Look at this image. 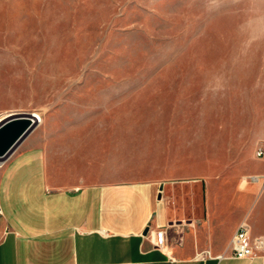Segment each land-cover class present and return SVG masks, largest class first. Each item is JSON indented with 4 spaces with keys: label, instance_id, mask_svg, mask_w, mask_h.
Returning a JSON list of instances; mask_svg holds the SVG:
<instances>
[{
    "label": "rangeland",
    "instance_id": "rangeland-1",
    "mask_svg": "<svg viewBox=\"0 0 264 264\" xmlns=\"http://www.w3.org/2000/svg\"><path fill=\"white\" fill-rule=\"evenodd\" d=\"M235 82L250 94L238 110L228 103ZM261 82L264 0H0V120L39 115L28 135L38 141L74 128L189 124L209 132L216 153L218 130L252 124L259 142L236 172L261 177L252 207L264 199ZM236 111L252 120L223 119Z\"/></svg>",
    "mask_w": 264,
    "mask_h": 264
},
{
    "label": "crops",
    "instance_id": "crops-1",
    "mask_svg": "<svg viewBox=\"0 0 264 264\" xmlns=\"http://www.w3.org/2000/svg\"><path fill=\"white\" fill-rule=\"evenodd\" d=\"M237 85L228 91L236 110L250 96ZM245 114L223 119L252 120ZM252 127L218 130L224 153L189 124L28 136L0 165V264H264V249L253 258L232 252L243 222L264 238V199L251 206L261 177L236 173L254 157ZM160 230L167 243L159 247Z\"/></svg>",
    "mask_w": 264,
    "mask_h": 264
},
{
    "label": "water",
    "instance_id": "water-1",
    "mask_svg": "<svg viewBox=\"0 0 264 264\" xmlns=\"http://www.w3.org/2000/svg\"><path fill=\"white\" fill-rule=\"evenodd\" d=\"M33 115L8 114L0 120V161L8 160L37 127Z\"/></svg>",
    "mask_w": 264,
    "mask_h": 264
},
{
    "label": "built area",
    "instance_id": "built-area-1",
    "mask_svg": "<svg viewBox=\"0 0 264 264\" xmlns=\"http://www.w3.org/2000/svg\"><path fill=\"white\" fill-rule=\"evenodd\" d=\"M34 119L39 120V118L32 114ZM37 125V124H36ZM263 151L258 153V156H262ZM252 179H256L253 177ZM239 229L234 233L232 237V252L235 258H248V257H256L260 255L262 250L264 249V238L262 236L251 237L249 225L246 223H241L239 225ZM166 234L167 232L164 230L156 231L154 235V242L160 246L166 245Z\"/></svg>",
    "mask_w": 264,
    "mask_h": 264
},
{
    "label": "bare ground",
    "instance_id": "bare-ground-1",
    "mask_svg": "<svg viewBox=\"0 0 264 264\" xmlns=\"http://www.w3.org/2000/svg\"><path fill=\"white\" fill-rule=\"evenodd\" d=\"M36 116L39 118V120H37V119H36V121H35V122H36V124H38V123H40V122H41V117H40L39 115H36ZM2 163H3V162H2V161H0V165H1Z\"/></svg>",
    "mask_w": 264,
    "mask_h": 264
}]
</instances>
